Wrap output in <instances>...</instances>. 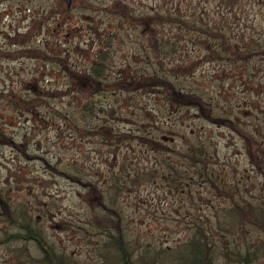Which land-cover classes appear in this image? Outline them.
<instances>
[{
    "label": "rangeland",
    "instance_id": "1",
    "mask_svg": "<svg viewBox=\"0 0 264 264\" xmlns=\"http://www.w3.org/2000/svg\"><path fill=\"white\" fill-rule=\"evenodd\" d=\"M70 1V7L65 8L61 0H0V50H19L15 54L0 55V131L18 143L24 141L28 153L43 158L56 170H67L71 164L75 165L84 180L98 181L103 189L121 161L137 164L140 168L151 165V152L134 136H154L157 140L170 133L173 136L177 133L207 136L215 148L217 166L226 173V179L236 178L242 185L239 202L240 198L253 204L263 202L257 186L261 178L249 165L241 138L233 131L208 125L196 118L195 113L193 118L191 110L168 109L158 94L108 91L93 97L97 107L102 109L91 115L92 126L104 125L132 137L123 135L120 138L119 135L115 142L111 137L78 135L65 128L63 115L79 108L75 94L83 93L88 86L74 73H82L91 64L98 39L105 31L116 32L106 75L125 77L132 75V70L150 72L146 59L136 50L140 40H145L143 35L154 32L152 21L127 20L124 4L140 14L161 6L169 11L178 3L182 8L187 0ZM189 2L194 5L195 0ZM255 17L253 24L262 27L261 33H264V19L259 14ZM177 31L173 26L157 27V32L166 40L174 39ZM15 34L17 37L13 38ZM185 44V48L190 45ZM50 47L52 51H61L63 67L42 59L37 53V49L49 50ZM33 49H36L33 57L37 58L26 53ZM166 70L179 88L202 86V92H208L213 108L220 115L229 117L264 146V71H260L263 76L260 78L257 77L259 73L252 70L255 72L253 83L243 85L231 82L222 74L212 80L218 72L213 64L186 70L191 74L188 73L189 78H177L181 73L170 70V66ZM31 96L36 98V106L41 105L40 111L34 110L33 115V108L22 112L24 106L18 100V97ZM168 138L173 145L180 144L171 135ZM193 189L192 186L193 203L186 199L183 191L170 194L160 179L146 181L137 190L118 196L127 237L138 244L135 254L144 247L149 254L161 250L174 252L190 237L189 221L202 216L195 206L211 217H214L213 212L231 206L227 199H217L209 190L199 187L198 194L194 195ZM0 191L12 204L23 201L31 207L32 217L56 253L68 256L74 264L101 262L99 252L103 238L94 230L88 232L83 223L86 196L80 185L48 171L39 160L24 161L11 148L0 146ZM218 216L222 226L210 234L220 248L231 246L242 251L245 243L250 245L238 231L227 232L225 221L228 219ZM215 223L213 221L212 225ZM3 226L0 222V230ZM259 232L255 233L252 244L263 238ZM15 246L20 247L0 245V264H19L22 258L13 251ZM25 247L31 257L39 258L32 244ZM253 264H264V259L259 258Z\"/></svg>",
    "mask_w": 264,
    "mask_h": 264
},
{
    "label": "trees",
    "instance_id": "2",
    "mask_svg": "<svg viewBox=\"0 0 264 264\" xmlns=\"http://www.w3.org/2000/svg\"><path fill=\"white\" fill-rule=\"evenodd\" d=\"M184 3L182 8L178 3L169 11L161 6L140 14L124 4L127 20L152 21L154 32L151 35L145 33V40H140L136 50L140 57L142 55L146 59L150 72L132 70V75L125 77L119 74L106 75L110 46L116 32L105 31V35L98 39L91 64L82 73H74L87 82L88 86L83 93L75 94L79 108L63 115V125L68 131L78 135L111 137L118 142L119 135L120 138L123 135L128 138L132 136L128 133H117L113 128L104 125L92 126L90 123L91 115L96 113L97 109H102L97 107L93 97L108 91L158 94L168 109L191 110L193 118L195 113L196 118L208 125L233 131L241 138L246 159L255 174L261 178L257 186L263 195V202L253 204L244 198H240L239 202V190L242 185L236 178L226 179V173L217 166L215 148L207 136H193L191 133H177L174 136L168 134L180 141L177 145L170 143L172 139H169L168 135L160 140L148 135L134 136L151 152V165L140 168L137 164L121 161L117 170L105 181L103 189L98 181L84 180L81 170L75 165L71 164L67 170H56L43 158L28 153L24 141L18 143L0 131V146L11 148L24 161L39 160L48 171L62 175L84 189L86 211L83 223L88 232L94 230L95 234L103 238L99 252L101 262L97 264H253L259 258L264 259V236L259 242L252 244L253 238H256L255 233L260 231L259 233L264 235V146L229 117L220 115L213 108L208 92H202V86L196 84L197 86L187 90L179 88L174 78L169 75L170 71L166 70V67L170 66V70L181 73L177 78H189V72L186 70L213 64L218 72L216 76L211 77L212 80H217V75L222 74L231 82L248 85L253 83L255 78V72L252 70L257 71V77L262 78L260 71H264V33H261L263 28L256 27L253 22L256 21L257 14L264 19V0H195L194 5L187 0ZM160 26L176 28V37L166 40L157 32V27ZM12 37L16 38L17 35ZM185 42L190 44L189 47H184ZM18 51L0 50V55L5 52L7 55L15 54ZM34 51L36 49L26 53L33 57ZM37 53L42 59L63 67L61 63L64 60L60 50L55 52L50 47L49 50L37 49ZM18 100L23 103L22 112L33 108V115L34 110L40 111L38 107L41 105L34 104L36 98L18 97ZM40 101L44 103L43 100ZM156 179L165 182L172 195H175V191L178 194L183 191L182 194L192 203L193 186L194 195L198 194L197 188L200 187L209 190L217 199H227L231 206L217 213L213 212L214 217L203 214L202 210L195 206L196 212H201L202 216L189 221L192 230L190 237L174 252L161 250L149 254L147 247H144L140 253L135 254L138 244L127 237L128 231L123 223L124 214L118 203V196L132 192V189L137 190L146 181L154 182ZM2 195L0 191V222L4 223L3 229L0 230V245H20L19 248H12L17 253L16 256L22 258L19 264H74L68 256L56 253L53 246L45 240L43 229L36 224L31 215V207L27 203L22 201L12 204ZM218 215L228 219L225 221L228 224V227L225 226L228 228L227 232L238 231L250 245L245 243L242 251L232 249L231 246L220 248L210 234L222 226ZM213 221L216 222L215 226L212 225ZM81 229L84 230L83 227ZM26 244L34 246L39 258L30 256ZM219 259L222 261L218 262Z\"/></svg>",
    "mask_w": 264,
    "mask_h": 264
},
{
    "label": "water",
    "instance_id": "3",
    "mask_svg": "<svg viewBox=\"0 0 264 264\" xmlns=\"http://www.w3.org/2000/svg\"><path fill=\"white\" fill-rule=\"evenodd\" d=\"M65 6V8H69L70 7V4H71V1L70 0H61Z\"/></svg>",
    "mask_w": 264,
    "mask_h": 264
}]
</instances>
